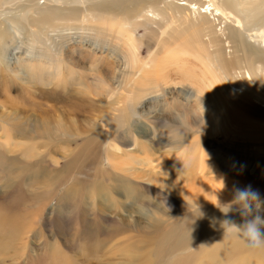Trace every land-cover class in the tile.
Listing matches in <instances>:
<instances>
[{
  "label": "rangeland",
  "instance_id": "obj_1",
  "mask_svg": "<svg viewBox=\"0 0 264 264\" xmlns=\"http://www.w3.org/2000/svg\"><path fill=\"white\" fill-rule=\"evenodd\" d=\"M212 1L220 2L228 12L237 16L227 0ZM201 2L205 10L210 0ZM203 6L198 12H203ZM187 15L183 17L182 14L180 21L172 24L174 32L162 34L158 30L159 44L151 43L150 50L146 49V45L151 41L149 29L152 27L138 28L134 34L140 47L139 60L149 65L148 88L157 90L148 96L124 94L130 89L134 70L120 38L116 36V30L113 31L114 27L109 25L89 23L80 31V25L70 22L76 23V26L61 24L49 33L47 39L41 37V43L17 34L6 42L7 45L4 44L5 54L1 57L0 52V63L7 66L6 73L16 76L17 80L9 88L0 77V146L4 149L3 153L14 151L20 178L24 175L21 168L25 165L36 170L33 188L26 186L21 179L18 190L2 194L0 182V203L4 210L9 208V226L13 228V234L10 233L8 237L10 258L5 264L14 261L13 258L17 259L15 262L25 263L27 258L42 253L56 255L46 259L43 264H64L63 261L66 264H124L125 257L144 256L150 250L158 252L159 261V252L166 248L160 237L177 217L188 214L190 223L200 217L206 218L208 215L203 213L214 207L208 202L212 204L215 195L222 196L224 201L220 200L221 203L231 201L234 185H251L264 199V116L254 115L247 108L245 114L241 115L240 128H231L228 140L224 139L222 129L217 124L218 116L208 107L207 98L199 92V86L214 84L224 76L211 56L189 43L193 40L192 34L190 31L183 32L182 28L195 26L192 29L195 33L203 21L197 14ZM235 17L223 20L224 24L221 25L220 21H216L218 18L209 17V21L214 22L216 31L220 27L228 30L236 26ZM223 41L225 50L229 52L225 38ZM48 47L52 50L45 53ZM46 56H49L51 64H46L42 59ZM56 58H61L62 62L57 63ZM158 65L161 75L166 76L167 85L163 89L161 86L154 88ZM40 66L45 69V74L50 75V84L43 85L41 82L33 89L26 78L29 73L36 76V69ZM2 72L4 69L0 65V75ZM42 89L45 92L53 90L55 95H41ZM229 89L231 92L235 90L232 84H229ZM12 110L15 117L8 118L6 114H11ZM220 110L217 108V115ZM187 120H197L199 124L192 126ZM173 122L177 126L175 129H172ZM10 124L17 125V129L11 130ZM102 125L113 128L110 134L113 140L109 143L107 136L110 135L102 130ZM90 139L96 143L95 162L90 166V160L84 158L78 163L77 171L69 173L65 165ZM216 150L231 157L228 160H224L223 155L214 157ZM180 156L184 159L180 165L193 164L192 168L189 165L188 168L207 173V177L204 175L203 178L196 174L194 179H204L205 184H209L204 187V194L206 198L211 196V201H205V197L196 200L197 194L203 195L200 191L187 199L188 192L184 191L187 186L185 188L182 183L174 181L180 179L184 182L187 178L176 179L173 174H168L169 170L165 171L164 166L172 167L171 161L173 163ZM2 161L0 181L9 173ZM241 164L244 169L239 173L237 169ZM182 166L175 168L181 170ZM108 173L126 177L134 187L127 193H115L111 189L113 180L108 179ZM59 183L63 186L53 191ZM211 184H214L213 188ZM136 186L141 187L143 203L136 199L139 204L131 202L130 196H134ZM194 203L199 205L202 216L198 217ZM228 214L236 223L243 220L238 211L233 210ZM260 215L264 218V205ZM124 222L130 227L139 225L144 228L142 242L145 243L141 245L140 252L136 253L133 248L123 244L125 237L132 235L131 232L108 239L100 247L82 246L101 239L98 233L101 229ZM182 225L186 227L187 223ZM155 226H158L156 235ZM206 230L207 225L200 226L194 233L179 230L177 251L186 249L187 254L190 251L187 248L194 241L197 247H202L206 244L202 239L208 237L202 238ZM220 234L223 236L224 233ZM220 238V235H213L210 239L216 246L229 245L233 241ZM243 249L241 254L233 257L235 261L228 263L220 255L207 259L195 251L188 259L179 257L171 264H264V248L249 252L244 245ZM33 264L42 263L36 260Z\"/></svg>",
  "mask_w": 264,
  "mask_h": 264
},
{
  "label": "bare ground",
  "instance_id": "obj_2",
  "mask_svg": "<svg viewBox=\"0 0 264 264\" xmlns=\"http://www.w3.org/2000/svg\"><path fill=\"white\" fill-rule=\"evenodd\" d=\"M41 1L42 0H0L1 57L3 56V54H5V52L3 53V49L4 46L7 45L6 42H9L11 40V37H14V35L17 34H23L28 38L31 37V39H33L36 43H41V37H46L47 39L49 33L54 32L60 27L61 24L67 25V23L76 22L77 25H80V31L85 29L86 24L89 23H97L100 26L109 25L111 27H114L112 28L113 31L114 29L116 30V36L120 38L121 43L123 44L125 51L128 54L130 61L132 62L131 66L134 70L131 75L130 89L129 91H125L124 94H137L139 97L148 96L149 94H151L152 92H156L157 90L148 88L150 77V75L148 74V70L150 69L148 63L139 60L138 54L140 47L137 39H134L135 32L138 30V28L144 26L152 27L149 29L152 34V38L151 41H149V43H147L146 45V49L150 50L152 45L151 43H156L157 46L159 44L157 40L158 30H160V33L162 34L174 32V26H172V24L176 23L178 20L180 21L179 18L182 14L183 17H186V14H197V16L199 18H202L203 21V24L197 27V31L195 33L192 31L195 26H192L191 24V28H182V31H190L193 40L189 43L196 45L199 50L203 51L205 54L207 53L208 56H211L224 76L223 78H219V80H217V82L214 84L209 83L207 86H205V84H203L202 87L199 86V92H201L208 100V107L213 110L216 117L218 116L216 119L217 124L219 125V128L222 129L224 139L228 140L231 128H240L242 119L241 115L245 114L247 108L251 109L254 115L260 117L264 116V0H227V2L230 3L231 8L235 11L237 15L236 17L232 13L228 12L229 10L225 8L220 2L212 0H210V3L208 5H206L207 8L205 10L201 0H43L42 4ZM181 1L183 2L182 4H180ZM201 6H203V8H201V11L203 9V12L200 13L198 12V10ZM189 9H191L190 14L188 13ZM232 16L235 17L233 19H235L236 23L234 29L229 28L228 30H226V27H220V29L216 31L213 27L214 22L209 21V17L212 19L218 18L216 19V21H218L217 23H219L220 21L219 25H221V23L224 24L223 20H230ZM76 23H70V25L74 27L76 26ZM226 31H228V33L225 34ZM246 32H249L251 34L249 35ZM170 38H172V36ZM224 38L225 43L228 44L229 52H227L225 50V47L223 46ZM252 42L258 44H254ZM51 50L52 49L48 47L45 53L47 51L49 53ZM179 51L181 50L179 49ZM198 53H200V51ZM42 59H45L46 64H51L49 56H46ZM56 62L60 63L62 62V59L56 58ZM0 65L2 66V69H4V72L1 73L0 77L2 81H6L5 85L9 87L11 84H15L17 77L11 76L10 74L6 73L7 66H5L3 63H0ZM41 68L42 67L40 66L38 69H36L38 73L36 74V76L29 73V77L26 78L29 84L33 85V89L42 83H44L43 85L50 84V80H48L51 79L50 75L45 74V69ZM159 69H161V67L158 65V78H155L157 82L155 83L154 88H158L159 86H161L160 88L163 89L167 85V82L165 80L166 76L163 74L161 75ZM216 79H218V77ZM229 84H232L235 88L233 92L230 91ZM57 87L60 88V85L57 84ZM40 94L49 96L55 95L53 90L45 92L43 91V89L40 91ZM217 108L221 109L219 115H217ZM6 115L8 118L15 117L14 110H12L11 114ZM190 123H192V126L193 124H199L197 120ZM9 126L11 127V130L17 129V125L10 124ZM108 126L109 128L106 125H102L101 128L107 135H110L113 128L110 125ZM176 127V123L173 122L172 129H175ZM180 128L184 127L180 126ZM134 134L137 136V133L134 132ZM10 137L11 136H9V138ZM111 140H113L111 135L107 136V142L109 143V141ZM110 147L111 144L108 145V148ZM95 149L96 143L93 139L86 141L84 145H82L80 150L67 162V164L65 165L66 170H68L69 173L77 171L78 163L84 160V158L90 160L89 165L91 166L96 160ZM3 150V147L0 146V161H4H2V165L6 166L5 169H7L9 173L4 179L0 181L2 183L1 189H3L1 193H14L16 190H18V184H20L21 179L26 186L28 185V187L31 186V188H33V174L36 170H34V168L29 165H25V167L21 168V173L23 172L24 175L22 176V178H20V176L17 175L19 163L17 162L16 157L13 156L14 151H7L6 153H3ZM213 155L214 157L223 155L224 160H228L229 157H231L229 154H222L221 151L217 150L214 151ZM182 160L184 161L183 156L177 157L173 163L171 161L170 164L172 167L168 168L166 167L167 165L164 166L165 171L167 172L169 170L168 174H173L172 176H174L176 179L187 178V180L184 182L183 180L180 181V179H173L174 181L179 182V184L182 183L184 186H187V189H184V191L187 190L188 192L187 199L191 198L193 195L200 191L203 192V195L197 194L196 200L205 197V201L206 199L211 201V196H209L210 198L208 196L206 198L204 194L206 192L204 191V187H208L209 184H205L204 179H202L203 181L198 178L194 179V176L196 174L198 175V177L200 176V178H203L205 174L207 175V173L204 170L200 169H189L188 165L191 166L190 168H192L193 164L190 165L183 163V166L180 165V162ZM38 166L40 171H42L40 165ZM180 166H182L181 171L176 170L175 167ZM113 174L114 173H108L107 176L109 180H113V186H111V189L115 193H127V191L134 187L132 186L133 183L126 177ZM190 177L193 178L190 179ZM61 185L63 186V184L59 183V186H55V189H53V191L61 188ZM139 187L140 186L135 187V193H133L135 197L130 196V198L132 199L131 202L135 201L136 199L137 201L143 203V196L140 190L141 187ZM213 187L214 184L212 185V188ZM218 200L219 202L220 200L224 201L222 196H219ZM137 201L135 202L139 204V202ZM211 203H215V197H213ZM201 204L203 205V203ZM208 205L213 206V204H210L209 202ZM121 208H123V206H121ZM7 209L4 210V206L0 203V259H2V262H0V264H5L8 261V258H10V256H8V253L11 250V244L8 241V237L10 233L13 234V228L9 226V217L11 216V213L7 211ZM203 215L208 216L206 218L200 217L198 219H195L192 223L189 222L188 214H186V216H179L174 220V222L170 224V226L166 227V232L160 237L161 242H164L166 248L163 251L159 252V255L161 256V259H159V261L158 252L150 250L149 252L145 253L144 256H130V258L125 257L124 264H158V262L159 264H164L165 262H167L166 264H171L173 260H177L179 257L188 259L195 251L202 254L207 259H211L212 255L217 254L222 257V260L224 262L228 263L231 260L235 261L233 260V257L243 252V246L245 244H243L240 239H237L234 234L225 233L223 234V236L222 234H220L224 233L220 221H222L226 217L218 210L217 207L214 206L211 210H206ZM228 217L231 218L229 214L227 215V218ZM184 223H187L186 227L182 225ZM210 223L214 224L213 229L212 224ZM203 225H207V230L203 233L204 235L202 236V238L208 236L205 239H202L206 244H204L202 247H197L195 244L196 241H194V244L187 248V250H190L187 254H185V252H187L185 251L186 249L177 251L176 245L179 241V239H177L178 231L180 230L182 232L194 233L197 228ZM153 229L155 231L154 235H156L158 233V226H155V228ZM127 232H131L132 235L128 234L125 237L123 244H126L129 248H133L136 253L140 252L141 245L145 243L142 242L145 234L144 228L140 227L139 225L130 227L126 222L122 223V225L119 224L117 226H108L107 229H101L100 232H98L100 237H102L101 239H98L95 241V243L91 244L84 243L82 246L100 247V245L106 244L108 239L111 240L117 235H126ZM90 234L88 233V235ZM213 235H220V239L222 240L226 239L233 241L229 245L216 246L215 243L210 239ZM150 241L153 243V240ZM236 241H238L239 244ZM47 248L48 247H46V249ZM247 251L252 252L253 250L248 248ZM53 257H56V255L52 254L49 256L46 253H42L40 255L27 258V261L25 263L19 261L15 262V260L17 259L13 258L14 261L9 264H33V262H35L36 260H40V262L43 264L46 259ZM151 257L152 260L150 261ZM65 262L66 261H63L64 264H66Z\"/></svg>",
  "mask_w": 264,
  "mask_h": 264
},
{
  "label": "clouds",
  "instance_id": "obj_3",
  "mask_svg": "<svg viewBox=\"0 0 264 264\" xmlns=\"http://www.w3.org/2000/svg\"><path fill=\"white\" fill-rule=\"evenodd\" d=\"M243 169L244 165L241 164L238 172L242 173ZM212 204L226 217L220 221L224 234H234L237 239L243 241L250 249L264 248V218L260 215L264 199L261 198L257 190H254L251 185L244 187L234 185L231 201L221 203L215 195V203ZM193 206L199 213L198 217L202 216L199 205L194 203ZM233 210L240 213L243 218L241 223H236L232 219L227 218L228 213Z\"/></svg>",
  "mask_w": 264,
  "mask_h": 264
}]
</instances>
